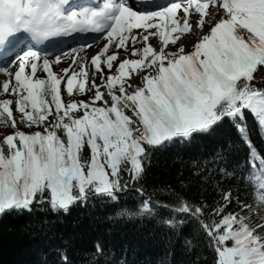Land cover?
<instances>
[{
    "label": "snow or ice",
    "instance_id": "6c2138e0",
    "mask_svg": "<svg viewBox=\"0 0 264 264\" xmlns=\"http://www.w3.org/2000/svg\"><path fill=\"white\" fill-rule=\"evenodd\" d=\"M0 77V220L135 193L110 221L154 220L197 256L189 264H264V154L249 128L264 138V0H0ZM226 125L249 155L240 167L231 139L217 146L212 204L147 190L157 153ZM69 251L56 248L54 264H72ZM92 255L99 264L104 243Z\"/></svg>",
    "mask_w": 264,
    "mask_h": 264
},
{
    "label": "trees",
    "instance_id": "16d2710c",
    "mask_svg": "<svg viewBox=\"0 0 264 264\" xmlns=\"http://www.w3.org/2000/svg\"><path fill=\"white\" fill-rule=\"evenodd\" d=\"M249 128L258 151L264 154V138L259 136L251 120ZM228 139L234 143L231 159L244 167L249 155L247 146L239 139L236 130L226 125L216 137L197 141L190 147H174L157 153L145 187L149 192L157 190L161 199H165L166 194L158 190L171 186L176 191H183L191 200L204 199L212 204L218 198L214 184L222 179L212 163V153ZM197 167L203 172L202 176L195 174ZM181 181L187 184V188H182ZM227 186L225 183L224 187ZM232 186L234 191L238 187L235 182ZM240 194L244 195L242 187ZM138 203L137 194L129 193L103 208H76L67 216L51 212L5 216L0 220V264H54V250L66 243L70 245L72 264H96L97 258L92 252L98 242L104 243L108 250V255L100 258L99 264H119L126 247L129 249V264H189V260L197 259L195 254L185 255L182 242H177L175 237L169 239L154 220L108 219L114 217L118 209L134 208ZM185 231L187 234L190 229ZM173 250L174 255H169ZM204 255L207 253L200 256L201 261Z\"/></svg>",
    "mask_w": 264,
    "mask_h": 264
},
{
    "label": "bare ground",
    "instance_id": "6f19581e",
    "mask_svg": "<svg viewBox=\"0 0 264 264\" xmlns=\"http://www.w3.org/2000/svg\"><path fill=\"white\" fill-rule=\"evenodd\" d=\"M134 31H138V30H134ZM101 43V41H96V42H94V43H92L91 42V48H89L88 49V53H89V55H91V54H93V53H95L96 51H98V46H97V44L98 45H102V43ZM152 43H155V41H152ZM65 67H67V65H64ZM55 71H58L57 69H54ZM0 79H2V77H0Z\"/></svg>",
    "mask_w": 264,
    "mask_h": 264
},
{
    "label": "rangeland",
    "instance_id": "374dc122",
    "mask_svg": "<svg viewBox=\"0 0 264 264\" xmlns=\"http://www.w3.org/2000/svg\"><path fill=\"white\" fill-rule=\"evenodd\" d=\"M101 43H102V40H101ZM101 43H100V44H101ZM97 46H98V44H97ZM78 47H79V46H78ZM97 82L99 83V81H97ZM64 98L66 99V97H64ZM0 128H2V126H0Z\"/></svg>",
    "mask_w": 264,
    "mask_h": 264
}]
</instances>
